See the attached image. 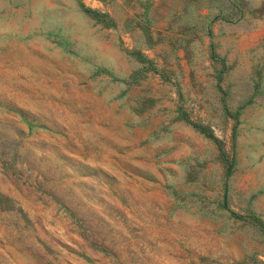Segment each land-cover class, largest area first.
<instances>
[{
    "label": "rangeland",
    "instance_id": "obj_1",
    "mask_svg": "<svg viewBox=\"0 0 264 264\" xmlns=\"http://www.w3.org/2000/svg\"><path fill=\"white\" fill-rule=\"evenodd\" d=\"M250 218L264 0H0V264H264Z\"/></svg>",
    "mask_w": 264,
    "mask_h": 264
},
{
    "label": "trees",
    "instance_id": "obj_2",
    "mask_svg": "<svg viewBox=\"0 0 264 264\" xmlns=\"http://www.w3.org/2000/svg\"><path fill=\"white\" fill-rule=\"evenodd\" d=\"M85 12H86L87 14H89L90 16H93V17L97 18V20H102V21H104V18L106 17L105 15H101V14L95 12V11H92L91 9H85ZM107 25H111V22H110V21L107 22ZM213 57H214V56H213ZM196 127H197V128L203 133V134H205L208 138H211L212 140H214V141L217 143V145H218V149H219V151H220V153H221V156H222V158H223V160H224V163H225V178L228 179L229 176H230L231 173H232V169H233V166H234L233 158H231V159L228 158L226 152H225V151L223 150V148L220 146V142H219L218 140H216V139L212 136V134L208 133V132L206 131L205 128H203V127H199V126H196ZM233 215H235V217H237V218H239V219H242V218H243V217H241V216H237L236 214H233ZM250 221H252V222L255 223L256 225H257V223H258V226L260 227L261 232H262V234H263V236H264V224H263L261 221L257 220L256 218H250Z\"/></svg>",
    "mask_w": 264,
    "mask_h": 264
}]
</instances>
